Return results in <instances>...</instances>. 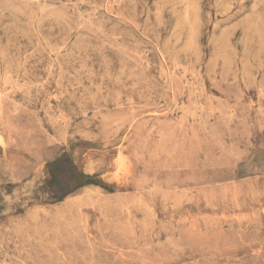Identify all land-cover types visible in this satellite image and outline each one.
<instances>
[{
    "label": "rangeland",
    "instance_id": "1",
    "mask_svg": "<svg viewBox=\"0 0 264 264\" xmlns=\"http://www.w3.org/2000/svg\"><path fill=\"white\" fill-rule=\"evenodd\" d=\"M0 264H264V0H0Z\"/></svg>",
    "mask_w": 264,
    "mask_h": 264
},
{
    "label": "clouds",
    "instance_id": "2",
    "mask_svg": "<svg viewBox=\"0 0 264 264\" xmlns=\"http://www.w3.org/2000/svg\"><path fill=\"white\" fill-rule=\"evenodd\" d=\"M112 171L109 176H101L106 182H119L129 171L130 163L129 159L123 153H117L111 161ZM95 162L84 169L86 175H94L97 171Z\"/></svg>",
    "mask_w": 264,
    "mask_h": 264
}]
</instances>
